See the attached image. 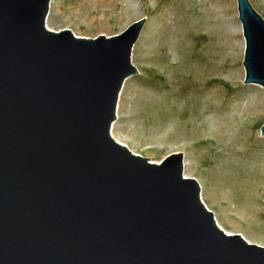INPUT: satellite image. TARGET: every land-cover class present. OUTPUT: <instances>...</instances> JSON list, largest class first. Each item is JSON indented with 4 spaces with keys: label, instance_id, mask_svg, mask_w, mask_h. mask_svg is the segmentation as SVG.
<instances>
[{
    "label": "water",
    "instance_id": "95a60500",
    "mask_svg": "<svg viewBox=\"0 0 264 264\" xmlns=\"http://www.w3.org/2000/svg\"><path fill=\"white\" fill-rule=\"evenodd\" d=\"M237 1L244 83L264 87V18ZM51 2L0 0V264H264L182 152L155 163L111 134L147 18L82 37L48 28Z\"/></svg>",
    "mask_w": 264,
    "mask_h": 264
},
{
    "label": "rangeland",
    "instance_id": "374dc122",
    "mask_svg": "<svg viewBox=\"0 0 264 264\" xmlns=\"http://www.w3.org/2000/svg\"><path fill=\"white\" fill-rule=\"evenodd\" d=\"M249 1L264 18V0ZM213 11L226 19L225 29L228 32L236 31L240 35L234 41L237 49L231 51L241 53L238 65L234 67L231 59L204 58L200 50L207 43L209 31L198 28H194L192 39L187 41L188 49L193 53L196 50L195 57L188 64L172 48L169 58H163L159 44L167 22L192 15L195 22L201 15L208 17ZM167 17H170L169 20ZM142 18H147V22L132 52V63L139 74L128 77L124 83L118 100L117 119L111 129L112 136L134 153L155 163H160L172 153L182 152L184 161L187 160L184 175L198 180L201 198L214 213L220 227L264 246V135L261 132L264 124V87L244 83L246 40L239 19L238 1L52 0L46 24L55 31L69 28L78 36L95 38L120 34ZM236 23L241 25L239 30ZM239 39L242 40V48L239 47ZM219 63L221 71H214L215 74L210 76L214 80L202 86L205 94L190 91V95L192 100H221L227 104L224 110L203 116L190 112L183 115L177 113L188 103L183 98L172 97V92L183 84H186V89L194 87L189 81L191 78L186 75L191 74L192 79L201 80V68L212 69ZM174 73L179 74L178 88H171L168 84L169 77ZM258 104L262 105L260 110H257ZM229 123L231 129L225 132L223 143H235L239 154L222 157L217 155L223 149L217 143L219 136L224 134L222 125ZM224 153L229 152L225 150Z\"/></svg>",
    "mask_w": 264,
    "mask_h": 264
},
{
    "label": "bare ground",
    "instance_id": "6f19581e",
    "mask_svg": "<svg viewBox=\"0 0 264 264\" xmlns=\"http://www.w3.org/2000/svg\"><path fill=\"white\" fill-rule=\"evenodd\" d=\"M204 12H206V11H204ZM217 15L218 14H216V12L213 11V12H209V16L208 17H207L206 14L201 15V17L195 22H193V20H192V16L193 15L192 16H184V17L182 16L181 19H175L174 21H171L172 20L171 19L170 20L171 22H167L166 26H165V29H163L164 31L162 33V36L160 37V44H159V51L162 52L161 55H163V58H169V56H170V48H172L176 52H178L180 55H182L183 56V58H182L183 62L186 61V63L188 64V62H190L195 57L196 50L193 53V51L191 49H188L189 45L187 44V41H188L189 38L192 37V34H193L192 32L194 31V28H198L199 30L206 29V30L209 31V34L207 35L208 36L207 43L204 44V46H202L203 47L202 50H200L201 53L204 54V56H203L204 58L208 59V58H211V57H215V58L219 57L223 61L226 60V59L227 60L231 59L233 66L234 65H238L241 53L240 54H234V53H231V51H234L235 49H237L236 48V44L234 43V41L236 39H238L240 37V35L236 31L235 32L237 34H235V32L234 33L228 32L225 29L226 19L223 16H217ZM169 18H168V20H169ZM233 19H235V18H233ZM235 26H236L237 30H239L240 27H241V25H239L238 23H236ZM238 42H239V47L242 48V40L239 39ZM180 63H181V61H180ZM170 67H171V64H169V68ZM221 67H222L221 63H219L216 67L214 66V68H212V69L211 68L207 69V68H204V67L201 68V65H200V68H201V71H202L201 80L200 79H197V80L192 79L193 76L191 74L186 75L187 78H191V80H189V81H191L194 84L193 89H186V87H185L186 84L185 85L183 84L182 86L180 85V87L178 88V84H179V81H180V80H177L178 76H179L178 73L177 74L174 73L172 75V77H169L170 78L169 79L170 82L168 83L169 86L171 88H176V87L178 88L177 90H174V92H172L171 96L174 97L175 99H182L183 98V99H185L186 104L188 103V105L186 107H184L185 109H181V110L180 109L179 110L175 109V110H178L177 113H180L181 115H183L185 112H190V114H197L198 116H203L204 114H207L209 112H220V111L224 110V108L226 107L227 104L225 102H221V100H219L218 102H216V101H214L212 99H195V100H192L193 99L192 95H190V91L198 92V94L200 93V95L201 94H205V93H203V90L205 88H203L202 86H205L206 84L212 82L214 79L210 78L211 74L214 71L220 72L221 71ZM177 70H179V69H177ZM196 71H199V70H196ZM214 74L215 73H213V75ZM198 77H200V76H198ZM189 86H191V85H189ZM172 97H170V98L172 99ZM171 104H173V103H171ZM174 105H175V103H174ZM257 106H258L257 110H260L262 105L258 104ZM161 111H162V109H161ZM182 118H183V116H182ZM230 129H231V123L222 125V131H224V134L222 133V135L219 136V140H218L217 144H218V147H221L223 149L222 150L219 149L220 151L217 152V155H219V156L230 157V155H232V154H236V155L239 154L238 149H236L235 143H233V142L230 143V144H224L223 143V138L225 137V132L230 130ZM247 137H248V135H247ZM239 140H240V138H239ZM200 142H201V140H200ZM237 143H238V141H237ZM225 150H228L229 153H224ZM184 164H185L184 167L186 169V167H187V160L186 159L184 161ZM233 167L235 168V165H233ZM188 176L186 175V177H188ZM226 232L229 233V234H236L233 231H228L227 230Z\"/></svg>",
    "mask_w": 264,
    "mask_h": 264
}]
</instances>
